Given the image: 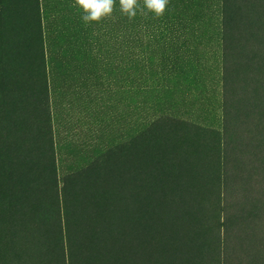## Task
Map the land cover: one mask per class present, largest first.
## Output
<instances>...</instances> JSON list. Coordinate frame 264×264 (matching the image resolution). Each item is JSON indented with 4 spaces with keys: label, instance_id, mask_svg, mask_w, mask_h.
<instances>
[{
    "label": "rangeland",
    "instance_id": "obj_1",
    "mask_svg": "<svg viewBox=\"0 0 264 264\" xmlns=\"http://www.w3.org/2000/svg\"><path fill=\"white\" fill-rule=\"evenodd\" d=\"M192 3L203 5L207 16L210 9L217 13L220 0H170L165 15L172 8L187 12ZM72 5L73 0L53 7H43L41 0H0V83L10 85L6 93L0 91V101H25L18 113L33 131L48 120L46 133L57 153L56 182L63 192L37 199L19 194L9 202L7 196L0 197V227L23 228L24 237L13 241L28 247L35 241L43 245L39 255H1L0 264L11 258L41 264L59 259L46 253L45 233L37 236L36 215L43 221L54 216L46 227H83L85 237L95 236L85 242L97 243L96 252L107 250L101 256L105 264L127 258L138 264L139 257L149 252L147 236L154 228L181 227L183 233H195L198 227L207 228L212 217H219L208 201L215 180L200 175L201 167L215 168L221 150L217 20L207 21L202 30L176 34L177 44L170 51L159 21L151 14H138L129 21L116 0L113 19L85 25ZM168 51L173 57L189 54L191 63L185 67L181 62L176 70ZM13 88L25 93L11 95L8 90ZM70 102L78 110L83 103L86 106L74 119L65 116L62 108ZM90 102L93 109L87 107ZM164 108L176 118L209 126L215 132L212 150L202 147L201 139H191V134L179 136L182 127L177 124L157 123L166 113ZM173 126L176 131L171 133ZM23 137L15 144L20 150L29 140ZM17 138L11 141L0 134V163L5 171L13 159L1 153ZM24 170L20 165L17 181L25 183ZM15 181L0 171V194L8 192L7 182ZM215 192L219 201L217 187ZM192 193L206 199L202 207L191 202ZM17 203L21 211L10 210ZM38 226L45 231L43 224ZM100 227H109V233L103 234ZM154 241H159L156 235Z\"/></svg>",
    "mask_w": 264,
    "mask_h": 264
},
{
    "label": "trees",
    "instance_id": "obj_2",
    "mask_svg": "<svg viewBox=\"0 0 264 264\" xmlns=\"http://www.w3.org/2000/svg\"><path fill=\"white\" fill-rule=\"evenodd\" d=\"M202 6L192 3L187 12H177L172 8L168 14L157 20L160 23L158 28L161 27L164 39L169 42L170 51L174 49L175 43L177 44L178 40L174 38L176 34L186 30L196 31L198 28L202 30L207 21L213 23L214 19L218 23L217 48L221 64L223 125L221 150L219 158L213 163L215 168H211V165L201 167L200 175L215 180L208 190L212 193L208 201L212 202V207H215L219 217L217 220L212 217L207 228L198 227L200 231L195 233H183L181 227L163 230L154 228L147 236L149 252L146 257H139L141 260L138 264H264V0H220L217 13L210 9L207 16H204ZM170 51L168 57L176 70L182 67L181 62L185 67L191 63L189 54L185 53L180 57L175 54L173 57ZM212 51L215 52V45ZM9 86V83H0V91L6 93ZM8 91L11 95L25 93L21 88ZM31 100L37 102L35 98ZM24 103L25 101L20 99L0 101V134H6L11 141L18 137L14 139V143L6 142V150L1 153V157L6 154L8 159L13 161L10 166H6V171L0 163V171L16 179L13 185L7 182L8 192L0 194L2 198L7 196L8 202L14 201L19 194H27L30 198L37 199L41 195L60 196L63 193L56 182L57 153L52 137L46 133L48 120L43 128L33 131L28 119L18 113ZM163 110L166 113H163L164 116H161L157 123L177 124L182 127L177 130L179 136L185 135L186 138V135L191 134V139H201V146L212 150L215 132L209 126L176 118L170 108ZM170 129L173 133L176 126ZM21 136L29 139L22 150L15 146ZM20 165L28 172L25 183L17 181ZM48 185L52 186L51 190ZM216 187L217 192L219 191V201H216ZM189 199L199 208L206 202V199L197 193H192ZM18 204H14V208L10 210L21 211L22 206ZM41 205L40 201L37 207ZM207 205H210L209 202ZM34 210L37 209L34 207ZM43 216L46 219V214ZM35 218L38 222L36 227L40 229L35 230L37 236L43 237L45 233L49 241L46 253L59 258L49 260L47 264H105L101 256L107 250L102 249L101 252L99 249L96 252L97 243L85 242L95 236L85 237L81 230L83 227H46L54 216L47 217L45 221L40 215ZM42 224L45 231L43 227L38 226ZM100 228L103 234L109 233V227ZM24 233L26 231L20 227H0V257L20 252L26 255L41 254L43 245L38 241L31 242V247L21 244L19 240L13 241L16 238L22 239ZM155 235L159 241H154ZM108 236L110 238V234ZM181 237L186 238L187 242L181 240ZM124 254L126 256L127 252ZM75 256L82 259L75 261ZM116 260L114 264H117ZM131 261L128 258L122 259L119 264H131ZM2 264L41 262L11 258Z\"/></svg>",
    "mask_w": 264,
    "mask_h": 264
},
{
    "label": "clouds",
    "instance_id": "obj_3",
    "mask_svg": "<svg viewBox=\"0 0 264 264\" xmlns=\"http://www.w3.org/2000/svg\"><path fill=\"white\" fill-rule=\"evenodd\" d=\"M170 0H119V11L129 21L140 14L162 18L168 10ZM74 8L81 14L85 25L99 24L106 19H113L116 0H73Z\"/></svg>",
    "mask_w": 264,
    "mask_h": 264
},
{
    "label": "crops",
    "instance_id": "obj_4",
    "mask_svg": "<svg viewBox=\"0 0 264 264\" xmlns=\"http://www.w3.org/2000/svg\"><path fill=\"white\" fill-rule=\"evenodd\" d=\"M41 1H42V6H43V7H53V6L57 5V4H61V2H62L63 0H41ZM64 1H65V0H64ZM52 16L55 17V15H52ZM74 77H78V75H77V74H74ZM67 78L70 79V75H68ZM64 84H65V83H64ZM64 84H63V85H64ZM65 85H66V86H69L70 83H69V82H66ZM84 100H85V99H84ZM89 101H90V99H89ZM92 102H93V101H92ZM92 102H90L89 104L86 103V104H88L87 107L90 106V109H91V108H92V109L94 108L93 105L91 106ZM72 103H75V102H70V103H68V104H66V105H63V107H62V108L64 109V111H65V116H67L69 119H74V114H80V112H83V110H85V108H86L85 104L83 103L82 108L79 107L80 110H78V109H76L75 107L72 106ZM84 107H85V108H84ZM79 111H80V112H79ZM65 116L63 117L64 119H65ZM77 117H79V115H77ZM63 118H62V119H63Z\"/></svg>",
    "mask_w": 264,
    "mask_h": 264
}]
</instances>
